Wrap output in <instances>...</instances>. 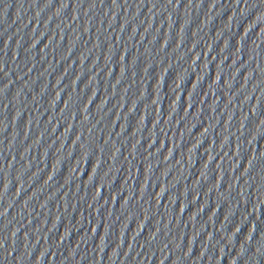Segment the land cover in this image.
Instances as JSON below:
<instances>
[{"label":"water","instance_id":"95a60500","mask_svg":"<svg viewBox=\"0 0 264 264\" xmlns=\"http://www.w3.org/2000/svg\"><path fill=\"white\" fill-rule=\"evenodd\" d=\"M0 264H264V0H0Z\"/></svg>","mask_w":264,"mask_h":264}]
</instances>
